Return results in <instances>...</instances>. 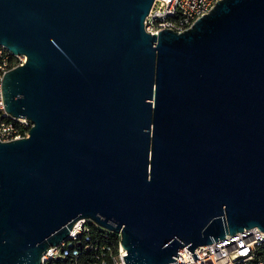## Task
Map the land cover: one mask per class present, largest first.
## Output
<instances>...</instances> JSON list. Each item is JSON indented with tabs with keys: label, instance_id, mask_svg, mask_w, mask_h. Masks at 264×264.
I'll return each instance as SVG.
<instances>
[{
	"label": "water",
	"instance_id": "1",
	"mask_svg": "<svg viewBox=\"0 0 264 264\" xmlns=\"http://www.w3.org/2000/svg\"><path fill=\"white\" fill-rule=\"evenodd\" d=\"M155 0H0L6 111L0 264H41L80 219L121 233L126 264H171L264 232V0H220L151 34Z\"/></svg>",
	"mask_w": 264,
	"mask_h": 264
},
{
	"label": "built area",
	"instance_id": "2",
	"mask_svg": "<svg viewBox=\"0 0 264 264\" xmlns=\"http://www.w3.org/2000/svg\"><path fill=\"white\" fill-rule=\"evenodd\" d=\"M220 0H155L145 20L151 34L169 29L181 33L191 28L203 15L210 13ZM27 62L24 54H13L0 45V141L8 142L29 137L34 123L27 118L11 116L4 106L2 82L4 75ZM121 233L100 226L90 219H80L69 236L59 245L49 247L41 264H77L83 252L92 254V264H126V250L121 245ZM264 246V232L255 227L195 250L181 249L171 264H249L258 249Z\"/></svg>",
	"mask_w": 264,
	"mask_h": 264
},
{
	"label": "trees",
	"instance_id": "3",
	"mask_svg": "<svg viewBox=\"0 0 264 264\" xmlns=\"http://www.w3.org/2000/svg\"><path fill=\"white\" fill-rule=\"evenodd\" d=\"M92 254L90 252H83L77 264H92ZM249 264H264V246L260 247L256 253V257Z\"/></svg>",
	"mask_w": 264,
	"mask_h": 264
}]
</instances>
